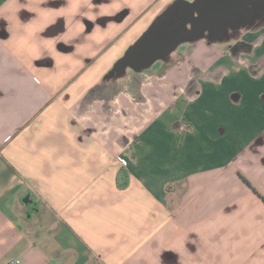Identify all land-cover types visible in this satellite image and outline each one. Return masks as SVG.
I'll use <instances>...</instances> for the list:
<instances>
[{
  "label": "crops",
  "instance_id": "obj_1",
  "mask_svg": "<svg viewBox=\"0 0 264 264\" xmlns=\"http://www.w3.org/2000/svg\"><path fill=\"white\" fill-rule=\"evenodd\" d=\"M175 1L0 0V264H264V23L109 75ZM190 67L180 122L159 97Z\"/></svg>",
  "mask_w": 264,
  "mask_h": 264
},
{
  "label": "water",
  "instance_id": "obj_2",
  "mask_svg": "<svg viewBox=\"0 0 264 264\" xmlns=\"http://www.w3.org/2000/svg\"><path fill=\"white\" fill-rule=\"evenodd\" d=\"M230 1L222 0L216 4L210 5L208 12L204 14L200 13L199 1L191 3L190 14L184 18L180 25L172 28L171 19H164L161 26L157 29L151 26L149 30L144 33L141 38L134 44V46L127 52L126 56L120 60L115 69L125 68L130 66L135 70H141L149 66L153 61L163 57L173 51L177 45L186 40H191V37L200 39L203 38V32L207 29L206 27L210 24L211 16H220V22L223 36L225 31L224 27L227 22L229 3ZM238 11H248L246 2L252 3L253 7L249 9L252 16L256 13L264 0H236ZM231 3V2H230ZM179 4V0L175 1L169 9L171 11L176 10V6ZM202 11V9H201ZM194 23L195 29L193 32L187 28L189 22ZM221 40V38L219 39ZM28 199V198H26ZM25 199V201H27Z\"/></svg>",
  "mask_w": 264,
  "mask_h": 264
},
{
  "label": "rangeland",
  "instance_id": "obj_3",
  "mask_svg": "<svg viewBox=\"0 0 264 264\" xmlns=\"http://www.w3.org/2000/svg\"><path fill=\"white\" fill-rule=\"evenodd\" d=\"M245 31V30H243ZM240 32V31H239ZM238 32V33H239ZM236 34H232V35H228L225 38L219 40V39H211L208 40L207 37L205 36V38H200V39H196L191 37V40H187L185 43L181 44L178 48V50L173 51L168 57H167V61L166 63H160L161 66H159V68L155 71L156 74L159 75H165L167 70L170 69L171 67H174L175 64L177 63H181L186 59H191L192 56H194L193 54L196 52L195 50H197L199 48L200 45H204V46H208L211 48H215V51H222V53L225 55V57L227 58H231L234 59L235 55L240 56V53L238 50H242L244 52H248V50L253 51V47L252 45L249 44H243V45H238V48H234V46L236 45V41L234 40L236 38ZM241 51V52H242ZM242 53V54H246L244 56L245 59H247L249 57V53ZM195 58L199 59V61L201 60V56L200 57H196ZM206 56L203 55L202 59H205ZM244 61H242L243 63ZM178 67H175L173 69H177ZM151 68H149L148 66L141 69V70H135L134 68L127 66L124 68V70L119 73L116 77L119 79L121 78H125V76L127 75H135V76H141L143 77V79H124V82L121 83V87L120 89H124V90H137L139 89L138 87H142V85L147 82L149 79L147 78L150 74H153V71L150 70ZM156 69V68H155ZM152 72V73H151ZM187 74L190 77V82L186 85H180L179 87H177L178 92L176 91H172L169 92L168 96L164 99L161 96L159 98L162 99V101L166 104H168V106H174L172 108V110H175L174 112H171L172 117L176 118L177 120H179L180 122L182 121V118H184L183 121H186L187 119H192L193 117V111H194V105H190L189 102L186 100V98L184 99V97L182 98V95L185 96H192L193 93H195L199 88V82L204 78L205 73L197 68V67H190V69L188 70ZM237 74V73H236ZM231 75H233V72L231 71ZM256 77L253 78V80L256 81H260V73H256L255 74ZM252 74L247 72L246 70L242 69V71L240 73H238V77H243L244 78V82L242 84H240V90H245L247 88V79L248 78H252L251 77ZM259 76V77H258ZM142 81V82H141ZM145 81V82H144ZM252 81V79H251ZM227 91H225V93H227ZM242 92V91H241ZM176 95L177 98H174V96ZM180 95V96H177ZM194 96V95H193ZM230 94H226V97H229ZM232 97V96H231ZM199 97L196 98V100H198ZM177 99V100H176ZM195 100V101H196ZM158 105V104H157ZM160 105V103H159ZM186 105H189L188 107L190 108H185L183 109ZM180 106V107H179ZM163 107V106H161ZM182 107V108H181ZM176 108V109H174Z\"/></svg>",
  "mask_w": 264,
  "mask_h": 264
},
{
  "label": "flooded vegetation",
  "instance_id": "obj_4",
  "mask_svg": "<svg viewBox=\"0 0 264 264\" xmlns=\"http://www.w3.org/2000/svg\"><path fill=\"white\" fill-rule=\"evenodd\" d=\"M195 1H199V5L202 3L200 5L202 9V11L200 9V13L204 14L205 12H208L210 5L216 4L217 2H220L222 0H193V1L179 0V4L176 6V10L172 12L171 9H169L170 8L169 7L168 14L170 15V17L165 18V19H171L172 28H175L178 25H180L183 19L188 17V15L190 14L191 3H194ZM227 1H230L231 3L228 2L230 5H229V10L227 11L228 17H227L226 25L224 27V31H225L224 35L223 36L221 35V32L223 31L220 22V16L218 13H216V15L211 16L212 18L210 24L206 27L207 29L203 32V38H205L206 36L208 40H211L213 38L223 39L228 35L236 34L238 31L248 30L253 26H257L259 24L264 23V3L261 5V8L256 11L254 16H252V14L249 11V9L253 7L252 3L246 2V7L248 11H240V10L238 11L237 4L235 2L236 0H227ZM153 26L156 27V25L154 24ZM187 28L189 29V31L193 32L195 29L194 23L192 24V21H190ZM115 68L116 66H114V68L109 72V75L111 77L117 76L119 73H121L124 70V68H120V69H115Z\"/></svg>",
  "mask_w": 264,
  "mask_h": 264
},
{
  "label": "trees",
  "instance_id": "obj_5",
  "mask_svg": "<svg viewBox=\"0 0 264 264\" xmlns=\"http://www.w3.org/2000/svg\"><path fill=\"white\" fill-rule=\"evenodd\" d=\"M168 10L167 9L164 13H162L155 21H154V25H156V27L158 28L161 24V22L165 19L170 17V15L168 14ZM128 184L127 181V176L126 174L121 170L118 173V179H117V186L119 187V189H124Z\"/></svg>",
  "mask_w": 264,
  "mask_h": 264
},
{
  "label": "built area",
  "instance_id": "obj_6",
  "mask_svg": "<svg viewBox=\"0 0 264 264\" xmlns=\"http://www.w3.org/2000/svg\"><path fill=\"white\" fill-rule=\"evenodd\" d=\"M9 264H20L19 260L10 261Z\"/></svg>",
  "mask_w": 264,
  "mask_h": 264
}]
</instances>
